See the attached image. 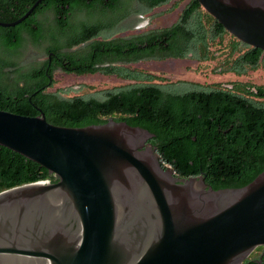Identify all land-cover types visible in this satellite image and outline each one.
Instances as JSON below:
<instances>
[{
  "label": "water",
  "instance_id": "obj_1",
  "mask_svg": "<svg viewBox=\"0 0 264 264\" xmlns=\"http://www.w3.org/2000/svg\"><path fill=\"white\" fill-rule=\"evenodd\" d=\"M41 1L0 26L19 24ZM197 1L264 52V0ZM152 137L113 118L68 127L40 109L0 110V146L57 179L0 192V264H241L258 246L264 253V170L216 190L162 166Z\"/></svg>",
  "mask_w": 264,
  "mask_h": 264
},
{
  "label": "trees",
  "instance_id": "obj_2",
  "mask_svg": "<svg viewBox=\"0 0 264 264\" xmlns=\"http://www.w3.org/2000/svg\"><path fill=\"white\" fill-rule=\"evenodd\" d=\"M35 1L0 0V21L18 19ZM137 1L152 9L171 0ZM118 4L119 0H110L100 11H113ZM93 9L85 0H43L13 28L18 32L15 40L0 37V47L18 51L22 28L36 22L46 10L54 12L60 34L64 35L69 32L72 13ZM115 26L114 21H84L64 44L52 43L46 49V57L53 52L51 64L45 60L22 71L13 62L2 60L1 68L8 71L7 82L0 83V110L33 116L40 109L48 122L59 126L83 127L113 118L145 128L154 133L149 142L162 166L178 177H203L216 190L245 186L264 170V84L232 81L227 82L232 88L221 83L205 88H173V82L164 85L161 82L166 79L155 73L111 64L127 55L132 61L159 59V52L165 51L175 56L193 52L199 61L213 60L217 50H225L219 72L242 75L247 69L264 68L262 50L229 34L197 0H189L170 26L133 37H114ZM30 34L33 43L42 38L40 32ZM225 35L230 40L224 44ZM81 42L89 43L83 54L69 50ZM212 45L217 49L210 50ZM102 63L108 65L100 66ZM56 68L77 75H115L136 82L67 97L62 94L65 90L49 91L55 83ZM177 83L183 87V82ZM44 180L57 179L38 163L0 146V192ZM262 249L256 247L255 255H249L241 264H264Z\"/></svg>",
  "mask_w": 264,
  "mask_h": 264
},
{
  "label": "rangeland",
  "instance_id": "obj_3",
  "mask_svg": "<svg viewBox=\"0 0 264 264\" xmlns=\"http://www.w3.org/2000/svg\"><path fill=\"white\" fill-rule=\"evenodd\" d=\"M120 1L123 2L124 0ZM188 1L189 0H171L169 3L155 8L152 12L146 13L140 20L123 21L120 24L116 22L117 25L115 26L114 37H126L152 29L170 26L177 20L181 9ZM124 10L125 9L122 8L120 11L106 16L102 14L101 11L96 10L93 12L90 21L98 22L105 20L104 22H107L106 19H110V22H113ZM46 14L40 17L42 21L44 20V22H42L43 34L46 36L42 37L41 44L37 45V43L31 41L30 37H24L25 41L20 49L18 61L22 71L27 70L33 65L39 64L41 59L46 58V49L52 43L64 44L68 41L71 38L72 30H76L81 26L86 15L84 12H74L69 21V32L61 35L54 18L49 22L45 20ZM229 40L230 36L225 35L223 43L225 44ZM217 47V45H212L210 50H215ZM217 51L219 52H215L217 54L216 58L213 60L198 61L194 57L162 61L147 60L131 64V67L155 73L169 81L186 80L206 87L216 83H227L232 81L264 84L263 67L254 70L247 69L242 75H236L232 72H219V63L224 58L227 51ZM53 76L55 83L49 88V91L62 89L65 90L62 94L67 97L94 94L101 89L113 88L126 84V82L116 78L115 75L106 76L101 73L77 75L64 72L60 68L54 70ZM250 255H255V251L253 250Z\"/></svg>",
  "mask_w": 264,
  "mask_h": 264
},
{
  "label": "flooded vegetation",
  "instance_id": "obj_4",
  "mask_svg": "<svg viewBox=\"0 0 264 264\" xmlns=\"http://www.w3.org/2000/svg\"><path fill=\"white\" fill-rule=\"evenodd\" d=\"M85 2H86L87 5L94 7V9H93L94 11H96V10L100 11L101 6H104V5L108 4L110 2V0H85ZM137 3H139V4H137ZM135 4H137V5H135ZM134 6H136V7H134ZM161 6H163V5L155 6L152 9H148V7L146 5H144L142 2H139L137 0H124L123 2H121L119 0L118 7L115 10H113V11L107 10V11H104V12L101 11V12H102V14H104L106 16V15H110L112 13H115L117 11H120L122 8H124L125 10L122 12V14H119L117 19L114 21V22H117V24L118 23L120 24L123 21H132L134 19H139L140 20L143 16H145L146 13L152 12L155 8H158V7H161ZM94 11L88 12V11H85V10H80V11H75V12H84L86 15H85V18L83 19V21L92 23V22H95V21H90V18L93 16V12ZM44 14H46V16H45V20L46 21L49 22L52 18H54V20H55L54 12L52 10H46L44 13L38 15V17H37L38 19H37L36 22L31 23L30 26H24L22 28V30H21V36L23 37V41H22L21 46L19 47L18 51H16V52L6 51V50H4V49H2L0 47V58H1L0 59V83H6L7 82L6 79H5V75H7V71H8V68H6V67L1 68L2 60H5V59L9 60V61H11V62H13L15 64L16 68L19 67V63H18L19 57H20V53L19 52H20V49H21L22 45H24V41H25L24 37H31L30 32H40L41 37H46L43 34L42 22H44V20L42 21L41 18H40ZM72 15H73V13L71 14V16ZM71 16H70V19H71ZM70 19H69V21H70ZM101 21H105V20H101ZM106 21L110 22V19H106ZM22 22H20L19 24H21ZM15 26H12V27H1L0 26V37H5V38L11 37L13 40H15L16 37H18V32L13 30V28ZM140 34L141 33L133 34V35H129V36H126V37H133L135 35H140ZM101 37L102 36H100V38ZM109 39H110V36H109ZM41 40H42V38L37 42V45L41 44ZM88 44H89L88 42H81V43L77 44L76 46H74L73 48H71L69 50H71V51H75L76 50V52L78 54H83L84 51L86 50ZM144 48H145V44L142 45V49H144ZM52 54H53V52L51 51L50 54L47 55L46 58L41 59L39 63H43V62H45V60H47L48 64H51L52 59H53ZM104 54L108 55L107 53H104ZM109 54H110V52H109ZM157 56L160 57V58L159 59L158 58H149V59H147L146 57H143V58H138L137 60H133L132 61V60H129V56L127 55V56L124 57V59H118V60L112 61L111 64L112 65H118L120 67H128V68H130L131 64H136L138 62L147 61V60H158V61L159 60H161V61L162 60H168V59L176 60V59H184V58H187V57L188 58L189 57H194L196 60H198L194 56L193 52H186V54H184V56H175L172 53H170L168 51H165V52H159V55H157ZM108 58H110V55H108ZM203 61H207V60H203ZM103 65H108V63L100 64V66H103ZM133 68H135V67H133ZM135 69H138V68H135ZM139 70H141V69H139ZM101 74H103V73H101ZM103 75H105V74H103ZM106 76H108V75H106ZM115 77L120 79L123 82H126V84L127 83L136 82L134 80L127 79V78H120V77H117V76H115ZM177 81L183 82L184 83L182 85L183 87H179L181 84H179V83L176 84ZM172 82L174 83V84H172L173 88L190 89V88H195V87H202V88L206 87V86L199 85V84H197L195 82L186 81V80H175V81L164 80L161 83L164 84V85H168V84H170ZM221 84L225 86L227 83H221Z\"/></svg>",
  "mask_w": 264,
  "mask_h": 264
},
{
  "label": "built area",
  "instance_id": "obj_5",
  "mask_svg": "<svg viewBox=\"0 0 264 264\" xmlns=\"http://www.w3.org/2000/svg\"><path fill=\"white\" fill-rule=\"evenodd\" d=\"M43 182H49L48 180H44Z\"/></svg>",
  "mask_w": 264,
  "mask_h": 264
}]
</instances>
